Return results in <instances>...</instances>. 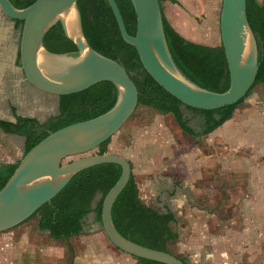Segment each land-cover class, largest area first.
<instances>
[{"label":"rangeland","instance_id":"374dc122","mask_svg":"<svg viewBox=\"0 0 264 264\" xmlns=\"http://www.w3.org/2000/svg\"><path fill=\"white\" fill-rule=\"evenodd\" d=\"M165 1L161 2V8L165 7ZM219 9L220 4L212 32L198 26V36L204 37L200 43L210 46L220 43ZM0 20V119L13 122L14 115H20L42 122L57 113V97L21 80L17 51L13 53V46L18 43V28L5 16ZM246 107L249 112L243 116ZM181 110L189 119L188 124L199 130L198 115L182 106ZM250 125L254 127L249 128ZM256 128L259 129L253 130ZM218 129V135L191 137L181 133L169 113L136 105L131 116L110 137L106 152L121 155L130 162L141 202L157 211L168 206L175 213L176 222L171 224V229L179 232L178 239L169 244L173 255L189 263L209 255L213 264H221L219 260L226 258L229 264H264V239L255 246L254 241L238 242L233 249L220 233L230 227L243 228L249 211L245 209L244 197L256 194L255 185L262 183L264 194L262 84L253 86L236 105L229 121ZM244 137H250V144ZM11 139L0 134V161L8 158L16 161L21 157L20 138ZM194 141L199 142L196 145ZM92 153L94 150L84 155ZM76 157L65 158L63 162ZM203 205H206L204 210ZM92 217L91 212L87 213L81 233L66 240L51 239L46 231L37 230L36 216L0 232V264H139L136 258L116 250ZM181 221L191 225L189 232L182 234L177 224ZM258 230L264 235V220ZM198 244H202L201 251L194 257Z\"/></svg>","mask_w":264,"mask_h":264},{"label":"water","instance_id":"95a60500","mask_svg":"<svg viewBox=\"0 0 264 264\" xmlns=\"http://www.w3.org/2000/svg\"><path fill=\"white\" fill-rule=\"evenodd\" d=\"M77 0H34L17 8L0 0V13L20 20L16 46L18 68L37 90L58 97L75 93L101 81L116 88L114 103L94 117L62 126L30 147L18 160L0 187V232L11 229L49 201L78 171L103 163L120 167V174L104 194L99 225L108 242L134 258L163 264H185L173 254L149 248L123 237L111 221L113 201L127 183L131 168L118 154H89L110 138L131 116L137 105V91L124 67L93 50L81 29ZM118 32L132 46L144 70L166 92L182 104L202 110L231 105L243 98L257 72V50L245 15V0H221L218 14L220 45L228 71V86L222 92L199 87L176 67L168 51L157 0H129L135 17L133 34L125 30L114 0H105ZM59 22L75 52L52 53L42 46L47 30ZM78 156L63 162L65 158Z\"/></svg>","mask_w":264,"mask_h":264},{"label":"trees","instance_id":"16d2710c","mask_svg":"<svg viewBox=\"0 0 264 264\" xmlns=\"http://www.w3.org/2000/svg\"><path fill=\"white\" fill-rule=\"evenodd\" d=\"M9 1L15 7L22 8L34 0ZM114 1L126 32L133 34L135 17L130 1ZM157 1L161 9V2L164 0ZM76 6L85 41L93 50L124 67L136 87L137 105L152 108L161 114L169 113L181 133L185 135L197 137L213 131L231 118L236 105L242 102L255 84L260 83L264 87V1L245 0L246 20L254 36L257 50V72L253 84L237 102L210 110L182 104L150 77L142 67L134 48L121 38L105 0H77ZM161 19L165 42L178 70L199 87L214 92L224 91L228 86L229 77L220 43L210 46L185 39L168 24L162 13ZM12 21L19 32L21 21ZM42 46L52 53H70L76 50L74 44L64 36L59 22L47 30L42 39ZM115 98L116 88L111 82H97L84 90L58 96L57 113L48 116L42 122L34 117L14 115L13 122L0 120V130L23 138V155L49 132L106 111L112 106ZM181 106L198 115L199 130H194L188 124L189 119L183 116ZM109 139L94 148L92 154L105 153ZM18 160L14 163L0 162V187L12 173ZM129 165L131 168L130 162ZM119 174L120 167L113 163L82 169L75 173L49 201L39 206L21 223L36 216L37 230L46 231L51 239L66 240L78 235L82 231L83 218L87 213L91 212L92 220L99 223L102 198ZM111 221L123 237L149 248L171 253L169 244L177 239V233L170 225L175 221L174 213L167 208L160 212L141 202L132 173L113 201ZM177 258L185 264H192L186 262L184 258ZM136 259L139 264H163L143 258Z\"/></svg>","mask_w":264,"mask_h":264},{"label":"crops","instance_id":"0c3cea01","mask_svg":"<svg viewBox=\"0 0 264 264\" xmlns=\"http://www.w3.org/2000/svg\"><path fill=\"white\" fill-rule=\"evenodd\" d=\"M259 1H264V0H259ZM164 4H165V7L161 8L162 15L164 16V18L166 19L168 24L178 34H180L185 39H188V40L196 42V43H200V40H203L204 37L198 36L200 33L198 30V26H200L202 29H205L206 31H208L209 28H210L211 32L214 30V27H215V23H214L215 19L214 18H215V14H216V8H217V5L220 4V0H174V2H170V1L166 0L164 2ZM1 16H3V15L2 14L0 15V19H1ZM0 22L2 23V20H0ZM18 36H19V32H18ZM200 44H202V43H200ZM16 46H17V43H16V45L13 46L14 55L16 53ZM245 110L246 111L243 113V116L248 115L249 108L246 107ZM251 112H254V111L251 110ZM227 121H229V120H227ZM227 121H225V122H227ZM219 127L214 129L213 131L209 132L208 135L220 134V130L218 129ZM250 127H254V126L250 125L249 128ZM259 128H256L253 130L257 131ZM2 133L3 132L0 130L1 135H2ZM231 133L233 134L234 131H232ZM3 135L8 136L10 140H12L11 138L19 137L21 145H22L23 138L21 136H18L15 134H7V133H3ZM205 135H207V134H205ZM245 138L246 137H244L243 139H245ZM249 138L250 137H247L244 141H246L250 144V142L248 140ZM198 142L199 141H197V143H196L194 141V143H196V145L198 144ZM20 151H22V148ZM252 157H254L253 154H252ZM0 162L14 163L15 161L13 160V158H8L7 160H3ZM262 185H263L262 183H259L258 186L255 185L256 188L254 189V192L256 194H254L252 192L253 193L252 196L246 195L244 197V205H245V207H247L245 209L249 210L250 212L249 211L246 212V217L244 218L243 228L242 229H240V228L235 229L234 227L233 228L230 227L229 229L226 228L225 231L220 232L223 234L222 235L223 237L224 236L226 237L228 247H232L234 245L237 246L236 243H238V242L241 243L242 241L244 244L246 242H249V241H254L253 245L255 246L256 243H259L261 241V239H264V235H261L262 232L260 230H258L259 224L263 223V220H264V211H263L264 210V207H263L264 206V203H263L264 194L261 193L263 191ZM173 201H176V198ZM166 208L171 210L170 207L164 206L162 208V211H164V209H166ZM204 208H206V205L202 206V210H204ZM162 211H160V212H162ZM174 215H175V213H174ZM175 219H176V215H175ZM227 220H228V222H231L230 217ZM174 222H176V221H174ZM214 222L219 223V221H214ZM177 224H178V227L182 228V234L186 233L187 230L189 232V230L191 228V225L188 226L184 221H181L180 223H177ZM178 232L179 231H176L177 237H178ZM190 232H192V231H190ZM201 232H202V234H205V233H203L202 229H201ZM196 246L198 247V250H196V253L193 254L194 257L197 254H199V251H201L200 248H201L202 244H198ZM235 246L233 247V249L236 248ZM116 256L119 257V255L117 253H116ZM123 256H125V255H123ZM123 256H122V258H123ZM226 259H220L219 262L221 264H229V261ZM191 263L192 264H195V263L213 264L212 260L209 259V255H208V257H204L202 260H199L197 262L193 261Z\"/></svg>","mask_w":264,"mask_h":264}]
</instances>
